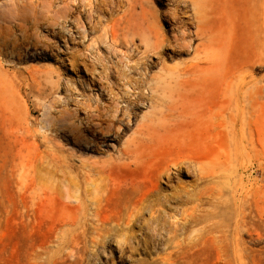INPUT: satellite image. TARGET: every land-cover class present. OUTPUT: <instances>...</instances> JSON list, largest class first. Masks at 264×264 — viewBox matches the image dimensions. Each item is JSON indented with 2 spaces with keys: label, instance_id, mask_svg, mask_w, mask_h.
Wrapping results in <instances>:
<instances>
[{
  "label": "rangeland",
  "instance_id": "rangeland-1",
  "mask_svg": "<svg viewBox=\"0 0 264 264\" xmlns=\"http://www.w3.org/2000/svg\"><path fill=\"white\" fill-rule=\"evenodd\" d=\"M39 1L34 14L37 18L33 15L21 23L29 29L24 32L12 1L0 0V25L12 28L9 34L0 36V264H28L36 253L43 255L44 264L50 260L53 264H69L77 255L76 247L62 244L68 235L65 222L79 212L77 203L64 189L32 192L27 180L30 165L103 166L104 170L92 172L86 183L78 172L74 182L86 189L88 197L104 195L103 210L113 214L130 194L131 183L151 177L174 152L166 146L146 149L137 165L127 164L118 152L136 128L162 108V99L169 98L173 87L166 90L164 85L172 86L176 79L182 82L181 78L187 79L186 83L220 85L245 64L249 65L244 70L246 79L264 85V57L251 38L259 36L254 30L258 19L250 17L249 11L255 0H204L206 11L200 22L191 0H73L68 4V0H51L53 6H47V0ZM47 7L49 11L43 12ZM39 9L53 20L44 18ZM55 12L60 17H53ZM199 23L208 38L222 44L224 59L216 77L195 80L177 72L191 63L194 47L207 39L197 34ZM114 28L119 32L116 40L109 34ZM155 40L161 41L160 47L146 51L145 45ZM150 86L157 89L154 94ZM199 94L192 90L186 96L189 105L198 104L195 113L222 103L218 90L207 91L202 97ZM79 101L107 104L111 112L120 104L116 123L122 127L119 134L113 132L103 138L102 133L92 136L87 132V141L75 142L67 131L49 125L50 117L60 115L63 108L68 111L62 116L65 122ZM76 114L98 121L85 108ZM256 115L252 131L242 142L236 126L232 129L221 116L217 125L204 123L198 129H194L192 117H183L180 125L189 132L176 150L188 162L180 171L170 166L175 175L169 182L162 180L160 194H170L178 185L191 190L208 182L197 178L192 160L213 168L210 183L227 192L246 194L264 185V107ZM91 129H96L94 124ZM146 235L134 226L129 235L113 232L96 246L87 242L82 247V262L153 264L163 248L156 243L157 237L147 240ZM233 239L222 259L217 260L210 247L208 260L215 264H264V236L243 232ZM233 247L240 257L234 256Z\"/></svg>",
  "mask_w": 264,
  "mask_h": 264
},
{
  "label": "bare ground",
  "instance_id": "bare-ground-1",
  "mask_svg": "<svg viewBox=\"0 0 264 264\" xmlns=\"http://www.w3.org/2000/svg\"><path fill=\"white\" fill-rule=\"evenodd\" d=\"M11 1L13 3L11 7H14L21 31H29L21 23L26 22L30 16L36 13L40 1ZM48 1L47 6L53 2L50 0L51 3H48ZM63 1L66 2L67 0ZM66 3H73V0H68ZM191 3L193 5L194 16L200 22L206 11V3L204 0H191ZM49 9L47 7V9H43V12L49 11ZM39 10L41 11V9ZM40 11L39 14L43 15V12L41 11L40 13ZM249 11L250 17L254 15L258 19V27H254V30H257L259 36L261 35V37L253 35L251 38L253 41L256 40L257 48L264 57V0H255L251 4ZM50 13L47 15H50ZM55 13L56 15L53 13L55 15H52L53 17L57 16V12ZM89 13L87 10V14ZM45 15L46 13L43 16ZM57 17H60V15ZM38 18L40 19V17ZM43 20L45 21V19ZM249 27L252 28L251 24ZM197 28V34L201 38L206 37L207 39L201 41L199 44L201 47L199 45L194 47L191 63L180 69L177 75L181 77H194L195 80L216 77L221 61L224 59L222 44L208 38L200 23ZM11 29L10 26L4 27L0 25V36L3 33L9 34ZM109 34L112 40H116L119 37L117 28L111 29ZM160 45L161 41L155 40L153 44L147 43L145 49L146 51L157 49ZM12 46L14 47V45ZM248 66L247 64L243 65L241 71L232 73L230 78L224 82L222 81L223 83L220 85L200 81L186 83L187 79L181 78V81L185 84L176 79V82L174 81L175 83L172 86H163L166 90L173 87L168 92L170 93L168 95L169 98L166 100L162 99V102L159 103L162 108L157 112L151 113L136 128L134 135L124 142L118 152L120 157L127 159V164L130 165L139 164L143 152L152 147L166 146V148H170L174 152L172 156L163 160V163L153 171L151 177L146 176L140 182L131 183L130 194L126 196L121 207L113 212V214H105V209L103 210V202L106 200L104 195L100 194L88 197L86 189H81L82 187L74 182L75 178L79 175L78 172L86 183L91 177V173L94 171L100 173L104 170L103 166L93 167L88 164H81L75 168L67 163H37L30 165L27 172V180L32 192L38 190L40 193H44L48 190L64 189L68 195L67 197L77 203V211L79 212L76 211L77 213L71 215L65 222L68 226V235L62 243L63 246L70 245L77 249L75 259L69 262V264H83L82 247L87 242L96 246L105 238L112 235L113 232L117 235H121V232L129 235L134 226L140 227V229L148 234L146 235L147 240L157 237L156 243L162 246L163 252L158 255L157 259H154L153 264H215L208 260L210 247L214 250L215 257L218 260L219 258L222 259L223 253L233 243L234 236L243 232H250L258 237L264 236V185L246 194L237 193L236 190L227 192L223 187L210 183L209 179L215 173L213 168H207L203 162L192 160L195 163L197 178L203 181L208 180V182L196 186L191 190L186 189L183 185H178L167 195H161L159 189L163 179L169 182L172 180L173 175H175V172L170 171V166H176V170L180 171V169L186 167L185 164L188 162L187 158H180L176 150V147L184 142L186 134L189 132V130L182 128L180 125L183 117H192L191 119L195 123L194 129H198L204 123L217 125L221 116L226 125H229L232 129L236 126L235 131L240 135V142L245 139L247 133L252 131L257 111L263 110L264 107V85L259 84L257 81L246 79L244 70ZM149 89L151 94L157 91V89L151 86ZM192 90L200 92V97L204 96L207 91L218 90L222 96V103L216 107L207 106L200 113H195V108L198 104L189 105V100L186 98L187 94ZM87 102L81 101L80 104L76 105L74 112L71 113L65 122H63L64 117L62 116L64 113L66 115L67 110L61 109L59 111L60 115L50 117L49 125L58 130L67 131L75 142L87 141V132L92 136L102 133L103 138L104 135H109L113 132L119 134L122 127L116 123L121 114L120 104L111 112L107 104L99 106L97 104L91 105ZM49 106L51 111L54 108L53 102ZM80 108L89 110L98 121H94L88 115L84 119L78 118L76 113L80 111ZM50 111H48L49 115ZM42 114L44 115V113ZM102 122L106 123V125H102ZM127 122H130L129 116ZM93 124L96 129H91V125ZM150 168L148 166L149 170ZM224 195L227 197L224 198ZM169 202L175 203V205L171 207L167 204ZM233 251L235 257H240L241 254H236L234 247ZM42 257L43 255L41 256L40 253H36L30 257L28 264H44L45 261L43 259L45 258L42 259ZM49 259L52 258L50 257ZM216 259H214V262ZM47 264H53L52 260L48 261ZM229 264H232V262L230 261Z\"/></svg>",
  "mask_w": 264,
  "mask_h": 264
}]
</instances>
